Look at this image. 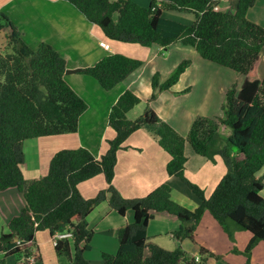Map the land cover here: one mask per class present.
<instances>
[{"label": "trees", "instance_id": "1", "mask_svg": "<svg viewBox=\"0 0 264 264\" xmlns=\"http://www.w3.org/2000/svg\"><path fill=\"white\" fill-rule=\"evenodd\" d=\"M66 1L110 40L164 49L190 45L198 57L232 69L242 81L239 88L232 83L225 91L220 116L197 115L183 136L149 106L192 64L190 59H182L164 81H159L158 71L154 73L151 95L137 118L129 119L127 113L140 97L129 89L119 95L108 115L115 135L100 157L85 147L63 148L53 154L44 176L29 179L21 168L24 142L76 132L88 105L64 79L65 58L48 43L36 48L27 45L8 15L0 11V32L6 31V44L0 51V219L6 228L0 232V264H17V258L21 264H30L39 230H48L51 238L55 232L69 230L72 237L54 245L56 256L66 258L69 264H91L86 252L91 249L93 231L87 217L105 201L120 215L131 211L133 222L117 230L115 253H101L104 264H207L208 258L215 256L213 252L200 247L197 261L183 248L196 242V228L206 211L229 236L230 221L235 229L251 234L240 251L245 263L251 264L253 248L264 241V197L260 193L264 173L257 175L264 166V72L262 76L259 72L264 26L247 16L256 0H237L227 10L214 8L222 0ZM164 10L191 13L194 20L186 23L167 18ZM143 64L142 59L116 52L79 73L109 90ZM220 124L230 130L228 135L218 130ZM140 128L151 131L169 155L167 174L183 181L196 195L194 209L171 198L169 182L138 198H124L113 186L117 151ZM186 143L195 153L210 160L219 155L225 163L226 172L208 197L185 175ZM98 174L104 175L107 187L85 198L78 185ZM170 216L181 225L173 232L174 247L166 249L149 237L148 225L153 219ZM233 250L238 251L236 247Z\"/></svg>", "mask_w": 264, "mask_h": 264}, {"label": "crops", "instance_id": "2", "mask_svg": "<svg viewBox=\"0 0 264 264\" xmlns=\"http://www.w3.org/2000/svg\"><path fill=\"white\" fill-rule=\"evenodd\" d=\"M136 1L141 3L148 2V0ZM236 1L233 3L234 5ZM229 3L231 4L232 0H222L219 7H217L218 9L227 10L231 8ZM250 9L252 10L253 7ZM250 9L247 16L251 11ZM0 11L8 15L21 32L22 38L27 45L36 48L42 42L50 44L65 58L67 68L90 66L104 56L116 52L135 58L138 57L135 52L136 46H129V43L108 39L98 26L89 22L75 6L66 0H0ZM183 14L189 15L191 13ZM253 20L255 21V19ZM99 41H106L110 45V49H104L100 46ZM5 44L6 40L3 46ZM156 46L158 45L148 48L151 49ZM158 47L149 57L142 59L144 64L140 68L133 71L124 81L109 90L103 89L93 77L79 73V71L69 74L64 73L65 81L87 102L88 107L80 117L76 132L33 138L24 142L25 161L21 168L25 177L34 179L44 176L47 173L48 164L53 154L63 148L85 147L95 157H100L108 148V140L115 135V131L109 126L108 115L111 106L119 95L125 89H129L141 99L137 105L128 111L127 117L129 119L137 118L144 111L147 105L146 100L150 97L152 88L149 89L146 86L144 88L146 93L144 94L141 92L142 88L139 83L143 80L144 73H146L144 70L146 66L153 62L157 52L158 54L161 53L162 47ZM262 53L263 50L261 51ZM182 74L178 81L172 85L171 89L160 92L157 98L149 103V106L181 135L186 136L192 123V117L190 119L184 118L185 113L181 114L189 103L185 102L182 97L189 95L195 89L192 85H188L187 87L192 86L191 90L184 91L186 87H184L182 82ZM208 96H210L211 100V93L200 99L193 116L213 117L221 115L220 107L216 113L211 115L204 114L202 109L207 104ZM218 130L224 135H228L230 132L224 124H220ZM122 145V148L117 151L112 181L113 186L122 197H143L159 184L169 182L171 185V198L174 201L189 209H194L198 205L196 195L189 190L188 186L177 177L167 174L166 164L170 157L160 147L157 137L151 131L147 128H140L132 132ZM184 152L187 157L185 163L186 177L204 192L208 190L207 186H210L208 188H210L209 192L211 194L226 172L222 157L215 155L213 160L207 159L195 153L189 143L185 144ZM203 170H208V175L200 173ZM263 173L264 166L258 171L257 175L260 176ZM193 176L194 179H192ZM203 182L208 183V185L204 186ZM106 187L107 184L103 174H98L78 185L80 193L85 198L95 196ZM203 187H206V189ZM260 193L264 197V178L263 188ZM205 213L196 228V242L184 245V250L191 256H198L199 259L200 247L207 248L217 258L219 255L226 257L230 252L240 254L241 250L238 245L236 247L238 251L233 250L235 237L225 233L220 225L221 230L217 231V233L211 231L208 237L200 239L199 229L204 223ZM132 222L133 214L131 211H127L125 215H120L109 206L107 201L99 204L90 213L87 217V225L93 231V238L91 249L86 252V257L91 264H104L101 259L103 251L112 254L117 251V230ZM180 225L181 222L175 216H170L168 219H155L149 222L148 235L160 246H162L163 241L167 242L168 245L172 243V247L169 248L172 249L174 247L173 232L178 230ZM2 231H6V228L0 219V232ZM155 236L158 237V240L155 239ZM34 243L36 247L32 256H30V258H33L31 264H69L66 258L56 256L54 244L48 230L37 231L34 236ZM223 243H229L227 250L223 253L216 252L215 249L221 247ZM263 243L264 241H260L253 248L251 264H257L255 254L258 247ZM36 257L37 259H35ZM260 262L264 264V261Z\"/></svg>", "mask_w": 264, "mask_h": 264}, {"label": "rangeland", "instance_id": "3", "mask_svg": "<svg viewBox=\"0 0 264 264\" xmlns=\"http://www.w3.org/2000/svg\"><path fill=\"white\" fill-rule=\"evenodd\" d=\"M236 0H232V3H229V6H234V2ZM224 6V5H223ZM226 7V6H224ZM251 10V9H250ZM163 16L167 18H171L174 20H180L184 21L186 23L192 22L193 15L189 14H183L182 12L175 11V10H164ZM248 18L252 21L255 19V21L261 25L264 26V0H257L255 5L253 6V9L249 12ZM5 30L0 32V51H3L4 49V39H5ZM129 46H136L135 52L137 53V56L139 59H146L151 55V53L154 50H157L159 47H153L149 49L148 47H142L139 44L136 43H129ZM263 53L262 59L263 64L259 68L260 75H263L264 72V48L262 49ZM156 57L153 59L152 63H149L146 68L144 69L146 73H144L143 80L139 83L142 90V93H146V89H144L146 86L148 88H151V78L154 75L156 71L159 72V81H164L177 67V64L182 59H190L192 61V64L187 68L186 72L182 74V82L184 87H187L188 85H192L194 87V91L191 92L189 95L183 96L182 99L185 102H189L188 106L185 107V111L181 114H184V118L190 119L192 117V121L195 119L193 116V113L196 111V105L199 102L200 99L205 97V95H208L209 93L212 94V98L210 100V96H208L207 104L202 111L206 115H211L213 113H216L219 110L220 105L224 101V95L225 91L229 88V86L234 83L239 88L242 78L240 75L235 73L232 69L223 67L218 65L217 63H214L212 61L203 59L198 57L194 53V48L190 45H172L168 49L162 48V51L160 54L158 52L156 53ZM137 57V58H138ZM69 76V75H67ZM68 78V77H67ZM192 86L189 87V90H191ZM210 86V88H208ZM207 89V90H206ZM219 115L213 116L216 117ZM203 174L208 175V170H203ZM194 179V176L192 177ZM192 181V180H191ZM204 186H207L208 183H204ZM210 186H207L208 190H205V196L208 197L210 195ZM206 189V187H203ZM205 219L203 225H201L200 230V239H204L206 236L208 237L211 231H217L221 230L219 224L216 222V220L212 217V215L207 211L205 213ZM155 220V219H153ZM152 221V220H151ZM235 223L233 221H230V229L231 235L235 237V247H240V250L245 248L251 234L244 230L240 229L239 227H236L235 229ZM212 228V230H211ZM43 231V230H39ZM238 231V232H237ZM156 240H158V237L155 236ZM162 243V242H161ZM237 243V244H236ZM162 246L164 248H171L172 243L168 245L167 242L163 241ZM229 247V243H223L221 247L216 248L215 251L219 253H223L227 250ZM190 249V248H189ZM35 251V250H34ZM236 254L230 252L228 256H222L219 255L218 258L213 256L209 257L208 264H244L246 257L243 253ZM255 261H257V264H261L260 261H264V243L258 247L256 254H255ZM13 262V261H12ZM11 262V263H12ZM15 262V260H14ZM13 262V263H14ZM17 264H21V259L17 258L16 260Z\"/></svg>", "mask_w": 264, "mask_h": 264}, {"label": "built area", "instance_id": "4", "mask_svg": "<svg viewBox=\"0 0 264 264\" xmlns=\"http://www.w3.org/2000/svg\"><path fill=\"white\" fill-rule=\"evenodd\" d=\"M215 9H218V7H214ZM100 46H102L104 49L109 50L110 49V45L106 42V41H99ZM72 237V233L69 230H65L63 232H55V234L52 237V242L54 245L57 244L59 239H63V238H71ZM30 260V264L33 262V258H29ZM195 260H200L198 256H195Z\"/></svg>", "mask_w": 264, "mask_h": 264}, {"label": "water", "instance_id": "5", "mask_svg": "<svg viewBox=\"0 0 264 264\" xmlns=\"http://www.w3.org/2000/svg\"><path fill=\"white\" fill-rule=\"evenodd\" d=\"M81 68L80 67H76V68H66L64 73L69 74V73H75L80 71Z\"/></svg>", "mask_w": 264, "mask_h": 264}]
</instances>
